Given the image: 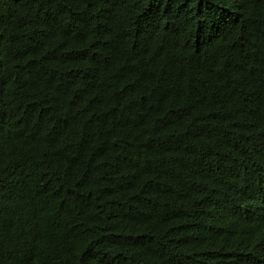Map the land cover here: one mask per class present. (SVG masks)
I'll return each instance as SVG.
<instances>
[{"label": "trees", "instance_id": "trees-1", "mask_svg": "<svg viewBox=\"0 0 264 264\" xmlns=\"http://www.w3.org/2000/svg\"><path fill=\"white\" fill-rule=\"evenodd\" d=\"M0 264H264V0H0Z\"/></svg>", "mask_w": 264, "mask_h": 264}]
</instances>
